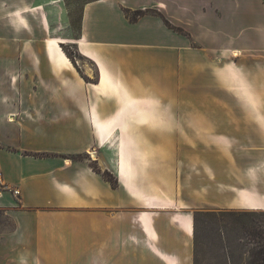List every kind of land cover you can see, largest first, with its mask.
<instances>
[{"label":"crops","instance_id":"obj_1","mask_svg":"<svg viewBox=\"0 0 264 264\" xmlns=\"http://www.w3.org/2000/svg\"><path fill=\"white\" fill-rule=\"evenodd\" d=\"M69 1L0 0V264H192L201 205L264 211V0Z\"/></svg>","mask_w":264,"mask_h":264},{"label":"rangeland","instance_id":"obj_2","mask_svg":"<svg viewBox=\"0 0 264 264\" xmlns=\"http://www.w3.org/2000/svg\"><path fill=\"white\" fill-rule=\"evenodd\" d=\"M87 0H70L66 4V10L72 20V34L63 31L64 27H59L63 37H57L63 40H71V37L78 36V21L82 4ZM175 27V26H174ZM178 28V27H177ZM183 35L186 33L183 30ZM65 49L69 56L79 61L76 50L71 45H65ZM233 56V53H232ZM234 57V56H233ZM75 60V59H74ZM169 85H174L173 79V63L171 70H168ZM168 107L170 101H167ZM234 131L221 128L216 131L215 135H223L229 139L238 138L239 134ZM181 142L183 146H189L191 143L185 138ZM204 139L206 134H201ZM243 135L240 134L242 139ZM198 155L196 156L202 161L207 155V143L200 141ZM183 156L190 157L191 152L184 151ZM200 168L201 165H199ZM199 174L200 170H199ZM201 179V176H200ZM198 213V214H197ZM194 235V252L192 264H253L258 258V242L260 238L256 236V232H264V211H243L218 209L208 205H201L193 212ZM10 226L9 220L3 215L0 209V230ZM262 241L261 243H263Z\"/></svg>","mask_w":264,"mask_h":264},{"label":"trees","instance_id":"obj_3","mask_svg":"<svg viewBox=\"0 0 264 264\" xmlns=\"http://www.w3.org/2000/svg\"><path fill=\"white\" fill-rule=\"evenodd\" d=\"M146 13H152V14H158L156 11H152V10H145V11H134V12H129L128 10H125V14L126 16L128 17V19L131 21V22H135L137 21V19L143 15H145ZM160 15V14H159ZM163 21L164 23L166 24V26L179 33V34H183V30L181 28H177V27H174L172 26L168 21H166L164 18H163ZM79 24H80V16H79V21H78V27H79ZM187 36V34H186ZM61 47L62 49L64 50L65 54L70 58L72 59L68 52L66 51L65 47L63 46V44H61ZM73 60V59H72ZM94 169L99 172L95 167ZM100 173V172H99ZM103 178L108 181L113 187L116 186V179L111 175L109 174L108 172H104L102 174ZM198 214V213H197ZM193 223L195 224V217L193 219ZM264 228V226H263ZM256 236H258L260 238V241H264V232H256ZM261 242H258V258L253 262V264H264V242L261 243Z\"/></svg>","mask_w":264,"mask_h":264},{"label":"bare ground","instance_id":"obj_4","mask_svg":"<svg viewBox=\"0 0 264 264\" xmlns=\"http://www.w3.org/2000/svg\"><path fill=\"white\" fill-rule=\"evenodd\" d=\"M47 44L49 45V46H51L53 49H55V50H57L58 52H62V49H61V46L59 45V43L58 42H56L55 40H49L48 42H47ZM233 56L234 57H238L239 56V53L238 52H233ZM94 153H92V155H93ZM126 167V164H125V162H124V159L122 158L121 159V168H125Z\"/></svg>","mask_w":264,"mask_h":264},{"label":"built area","instance_id":"obj_5","mask_svg":"<svg viewBox=\"0 0 264 264\" xmlns=\"http://www.w3.org/2000/svg\"><path fill=\"white\" fill-rule=\"evenodd\" d=\"M13 194L17 195L18 194V191L13 190Z\"/></svg>","mask_w":264,"mask_h":264}]
</instances>
